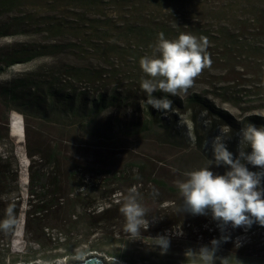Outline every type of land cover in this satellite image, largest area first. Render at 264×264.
Here are the masks:
<instances>
[{
	"label": "trees",
	"instance_id": "obj_1",
	"mask_svg": "<svg viewBox=\"0 0 264 264\" xmlns=\"http://www.w3.org/2000/svg\"><path fill=\"white\" fill-rule=\"evenodd\" d=\"M171 1L181 4V9L172 11L175 13L168 10L167 15L144 14L150 10L164 11ZM226 1L215 11L209 7L213 5L212 0H0V38L30 36L28 40L0 49V75L19 63L47 57L62 59L0 81V104L6 108L7 118L9 113L17 111L23 115L27 129L31 118L56 120L64 128H70L63 132L65 139H57L56 135L36 152L26 146L30 157L40 154L41 162L36 164L51 171L35 172V161L31 160L26 203L30 207L24 212V235L28 240L39 242L45 235L48 226L42 220L48 213L57 215L61 211L78 219L81 217L78 210L86 213L94 205L93 212L98 210V199H107V173L111 182L118 185L115 193H121L122 197L117 198L119 202L110 199L109 206L98 212L100 215L119 210L128 190L135 189L140 203H148L147 192L153 188L178 195V187L168 186L169 182L161 173L107 172L99 166L84 167L68 154L66 147L69 146L65 143H77L78 131L97 140L107 139L109 113L119 121V115H123L118 130L121 135L147 134L156 142L174 147L185 140L182 134L186 125H178L181 113H191L194 128L198 120L195 113L205 112L209 117L228 123L227 113L217 108L203 90H198L197 83L179 95L154 92V99L170 104L166 112L156 110L141 88L142 79L149 77L140 66L142 57L153 55L161 32L169 40L178 39L181 33L207 37L210 63L238 61L240 54L254 49L257 42L264 47V0ZM104 3L123 11L121 20H116L112 14L101 16L99 11ZM198 5L202 7L198 9L197 19L184 14L190 9L197 10ZM214 20L221 21L215 24ZM209 70L205 67L199 76L202 78L207 72L210 76ZM225 92L228 91L218 95ZM231 94L228 95L231 97ZM262 120L253 115L247 117L244 124L264 127ZM215 129L209 130L208 125L203 128L208 133L207 138L213 136L211 131ZM11 144L7 154L0 153V223L9 218V208L14 223L6 230L0 228V263L11 255L12 237L23 214L20 166L15 146ZM228 147L230 151L235 149ZM61 167L64 172H54ZM112 193L114 191L110 195ZM171 201L172 206L166 209H183L179 199ZM91 213L92 210L89 215ZM186 213L195 219L202 216ZM208 217L212 218L210 213ZM69 224L67 222L66 227Z\"/></svg>",
	"mask_w": 264,
	"mask_h": 264
},
{
	"label": "rangeland",
	"instance_id": "obj_2",
	"mask_svg": "<svg viewBox=\"0 0 264 264\" xmlns=\"http://www.w3.org/2000/svg\"><path fill=\"white\" fill-rule=\"evenodd\" d=\"M225 1L212 0L213 5L209 7L217 11ZM201 7L202 5H198L197 10ZM179 8L181 9V4L171 1L164 11L150 10L144 14L167 15L172 11H179ZM168 10L171 11L168 12ZM197 10L190 9L184 14L191 17L196 16L194 19H197L200 12ZM119 11L116 6L104 3L99 13L103 17L112 14L116 20H121L123 11ZM210 16L213 18L212 15ZM217 21L221 20L213 22L216 24ZM28 39L30 36L0 38V49L7 47L8 44ZM253 46H255L254 49L242 52L241 59L238 61L227 63L217 61L208 64L206 67L210 68V76H207L208 72L202 78L198 75L193 82L198 84V90H203L204 95L217 108L227 113L228 123L214 119L212 116L209 117L205 112L193 113L198 119L197 127L194 128L190 122L191 113H181L178 117V125H186L182 134L185 140L182 139L183 143L174 147L156 142L147 134L134 137L121 135L118 130L123 123V115H119L121 118L119 121L117 117L114 115L111 117L109 113L107 114V139L97 140L83 131H78L77 143H73L74 146L69 142L65 143L69 146L66 147L69 150L68 154L76 157L80 164L81 162L84 164V167L99 166L107 172L161 173L169 182L168 186L172 187H177V182L186 178L185 173L200 168L211 167L215 173L223 174L225 168L215 166L211 147L213 136L219 133V128L221 126L230 127L231 141L228 145L235 147L231 151L236 153L239 130L246 126L244 124L247 122L246 118L255 115L262 118L264 123V51L261 50H264V47L260 42ZM61 60L59 57H47L13 65L0 75V81L10 79L17 73L33 70L42 64L59 63ZM197 80L199 81L196 82ZM191 88L192 86L188 90ZM230 90L232 94L229 93ZM222 91L228 92L222 96L218 95ZM228 94H231V97ZM12 114L22 115L13 111L7 118L6 108L0 104V153L7 154V150L12 148L11 143L15 146L14 153L19 161V181L24 203L21 208L23 214L20 215L12 237L11 255L0 264L32 263L38 260L41 264H66L68 260L77 259L78 253H83L82 259L91 253H97L109 261L124 264H202L199 259L200 248L205 245L211 247L213 239L220 240L214 254L213 264H264V226L254 223L251 229L249 227L233 228L229 225L222 233L218 223L208 217L209 214L199 216L198 219L187 214L179 192L178 195H171L155 188L148 190V203L138 202L145 209L144 219L149 222V227L147 230L142 227L139 235L133 237L125 231L126 219L120 209L110 215L98 214L103 207L109 206L110 199L119 202L117 198L122 197L121 193H115L118 185L111 182L108 173L105 190L107 199H98V210L93 212L95 205L86 213L78 210L81 215L78 219L75 216L70 218L61 211L57 215L48 213L47 217L42 220V223L48 226L45 228V235L39 239V242L31 238L28 240L24 235V212L30 207L26 204L29 165L31 160H34L36 164L41 162V159L38 153L30 157L26 146L36 152L37 148L45 147L48 140L56 135L59 136L57 139H65L63 132L70 128H64L56 120L53 122L31 118L30 127L27 129L25 122L23 126L17 120L11 124ZM207 125L209 130L216 128L211 131L213 136L210 138H207L208 133L203 130ZM235 136L237 139L234 138ZM233 140L235 145L231 143ZM248 167L252 171H260L252 165ZM63 170L61 167L54 172H64ZM43 171L51 172L45 168L42 169L41 164H36L35 172ZM113 191L114 193L110 195ZM125 191L127 192V189ZM176 198L181 202L183 209H166L172 206L173 201L171 200ZM32 204L35 203L32 201ZM91 210L92 213L89 215ZM67 222L68 224L71 222L69 227H66ZM180 232L182 234H179ZM159 235H167L170 238V247L163 255L155 243ZM223 235L229 236L230 239L222 240ZM64 244L67 248H64Z\"/></svg>",
	"mask_w": 264,
	"mask_h": 264
},
{
	"label": "clouds",
	"instance_id": "obj_3",
	"mask_svg": "<svg viewBox=\"0 0 264 264\" xmlns=\"http://www.w3.org/2000/svg\"><path fill=\"white\" fill-rule=\"evenodd\" d=\"M208 46L209 40L204 36L198 38L191 33H181L178 39L169 40L163 32L159 33L153 55L140 59V66L149 77L142 79L141 88L147 93L148 102L153 108L165 112L170 109L167 101L153 98L156 91L171 95L187 92L195 78L210 63ZM11 118V124L16 118L23 126L22 115L12 114ZM230 133V127L221 126L211 142L215 166L225 168L223 174L215 173L211 167H204L185 173L186 178L177 182L185 212L193 215L210 213L222 233L229 225L233 228H250L254 223L264 226V127L255 124L243 126L239 130L236 153L228 147ZM248 165L260 171H252ZM120 211L126 219L125 231L133 237L139 235L142 227L148 229L149 222L144 219L145 209L138 202L134 189L124 198ZM11 213L12 209L9 208V218L0 223V228L6 230L12 226L14 220ZM221 239L227 241L230 237L223 235ZM155 243L163 255L170 247V238L159 235ZM219 244L220 240L213 239L211 247L205 245L200 248L202 264H213ZM82 258L83 253H78L77 259ZM36 264L41 262L38 260Z\"/></svg>",
	"mask_w": 264,
	"mask_h": 264
},
{
	"label": "water",
	"instance_id": "obj_4",
	"mask_svg": "<svg viewBox=\"0 0 264 264\" xmlns=\"http://www.w3.org/2000/svg\"><path fill=\"white\" fill-rule=\"evenodd\" d=\"M19 264H36V261L32 263L23 262ZM66 264H124V263H119L117 261H109L105 257L97 253H91L90 255H88L82 260H79V259L68 260Z\"/></svg>",
	"mask_w": 264,
	"mask_h": 264
},
{
	"label": "built area",
	"instance_id": "obj_5",
	"mask_svg": "<svg viewBox=\"0 0 264 264\" xmlns=\"http://www.w3.org/2000/svg\"><path fill=\"white\" fill-rule=\"evenodd\" d=\"M15 120H17V121L19 122V120H18V119H16V118H14L13 122H14ZM19 123H20V122H19Z\"/></svg>",
	"mask_w": 264,
	"mask_h": 264
}]
</instances>
